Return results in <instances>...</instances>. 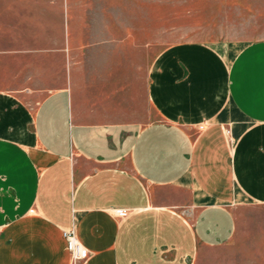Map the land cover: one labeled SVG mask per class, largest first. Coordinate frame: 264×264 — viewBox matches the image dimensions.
I'll use <instances>...</instances> for the list:
<instances>
[{
    "label": "crops",
    "instance_id": "obj_1",
    "mask_svg": "<svg viewBox=\"0 0 264 264\" xmlns=\"http://www.w3.org/2000/svg\"><path fill=\"white\" fill-rule=\"evenodd\" d=\"M82 5L0 0V264H198L264 204V39L147 64Z\"/></svg>",
    "mask_w": 264,
    "mask_h": 264
},
{
    "label": "rangeland",
    "instance_id": "obj_2",
    "mask_svg": "<svg viewBox=\"0 0 264 264\" xmlns=\"http://www.w3.org/2000/svg\"><path fill=\"white\" fill-rule=\"evenodd\" d=\"M82 11L84 43L119 46L121 59L147 64L178 42L264 39V0H84ZM240 199L232 238L204 249L198 264H264V204Z\"/></svg>",
    "mask_w": 264,
    "mask_h": 264
},
{
    "label": "built area",
    "instance_id": "obj_3",
    "mask_svg": "<svg viewBox=\"0 0 264 264\" xmlns=\"http://www.w3.org/2000/svg\"><path fill=\"white\" fill-rule=\"evenodd\" d=\"M63 234L67 242L68 251L71 252L74 259L81 260L88 257L87 249L81 244L73 229H66Z\"/></svg>",
    "mask_w": 264,
    "mask_h": 264
}]
</instances>
